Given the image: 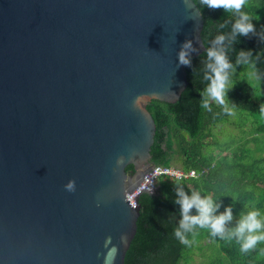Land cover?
I'll return each mask as SVG.
<instances>
[{"label": "water", "instance_id": "obj_1", "mask_svg": "<svg viewBox=\"0 0 264 264\" xmlns=\"http://www.w3.org/2000/svg\"><path fill=\"white\" fill-rule=\"evenodd\" d=\"M198 8L0 0V264H125L138 198L158 189L127 196L155 165L148 105L187 88L177 54L207 49Z\"/></svg>", "mask_w": 264, "mask_h": 264}, {"label": "trees", "instance_id": "obj_2", "mask_svg": "<svg viewBox=\"0 0 264 264\" xmlns=\"http://www.w3.org/2000/svg\"><path fill=\"white\" fill-rule=\"evenodd\" d=\"M194 1L204 16L202 38L208 48L216 36L231 31L238 17L222 9L210 10L201 6L199 0ZM243 11L249 14L256 33L238 37L239 42L233 45L234 51L229 49L228 56L235 65L240 50H251L252 62L237 66L231 74L229 87L232 89L228 92V100L235 104L233 111L256 117L262 115L260 107L264 106V95L250 77L264 81L252 73L264 72V0H249ZM221 24L226 26L221 28ZM206 59V51L191 57V67H186L189 84L178 101L153 100L148 105L156 122L152 163L195 170L197 176L183 179L161 176L155 192L140 194L138 229L125 264H193L197 252L204 250L206 245L217 249V255L203 264H264V242L242 252L235 239L221 240L211 236L208 229L197 228L195 235L188 234V245L182 244L174 234L181 218L179 205L175 203L176 187L183 188L189 195L195 191L211 196L221 205L217 214L231 206L233 221L229 228L249 210H259L264 218V119L248 130L231 124L235 126L231 129L232 138L219 140L227 133L223 123L232 115H227L215 102H211L210 111L201 107L208 83L203 80ZM241 76L245 80L234 86L236 78ZM131 170L133 165L127 166V172ZM191 214L196 215V210Z\"/></svg>", "mask_w": 264, "mask_h": 264}, {"label": "clouds", "instance_id": "obj_3", "mask_svg": "<svg viewBox=\"0 0 264 264\" xmlns=\"http://www.w3.org/2000/svg\"><path fill=\"white\" fill-rule=\"evenodd\" d=\"M186 7L197 6L193 0H184ZM201 6L210 10L222 9L225 13H234L237 19L232 23L231 31L215 37L210 47L206 49V61L204 66L203 80L207 85L202 94L201 107L211 110V102L222 106L227 115H234L235 104H230L228 92L231 74L235 72L239 65H247L252 62L251 50H240L237 54L235 65L228 56L229 49L234 51L233 45L238 43V37H249L255 35V25L251 22L249 14L243 11L248 6L249 0H199ZM198 11L200 9L198 8ZM226 25L221 24L224 28ZM227 41V46L225 43ZM196 51L191 41H186L178 52V64L191 67V53ZM231 105V107H230ZM264 113V106L260 107ZM123 158L118 160L122 163ZM68 192H74L75 181L69 180L64 186ZM175 203L179 205L180 221L174 230L175 237L182 244L190 243L188 234L195 235V229H208L213 237L221 240H236L241 246L242 252H248L256 247L258 243L264 242V218L259 210H249L242 213L234 227L228 226L233 221V211L231 206L224 208L222 213L217 214L220 204L214 201L211 196H202L199 192H192L190 195L181 187H176ZM196 210V215H192V210ZM124 239V237H122Z\"/></svg>", "mask_w": 264, "mask_h": 264}, {"label": "rangeland", "instance_id": "obj_4", "mask_svg": "<svg viewBox=\"0 0 264 264\" xmlns=\"http://www.w3.org/2000/svg\"><path fill=\"white\" fill-rule=\"evenodd\" d=\"M252 73L254 75H256L257 78H260V79L263 78L264 79V72H259V73L252 72ZM243 75L246 76L245 73ZM244 76L236 78L234 86L240 82H243L245 80ZM250 79H254L253 83L256 85L258 91L260 89L261 91H259V92L262 95H264V81L255 80L254 76H251ZM234 113L235 114L231 116L229 121L223 123L224 124L223 126H226L225 132H227V133H225V135L223 136V139H222V137H220L219 140L221 142L227 141V140L232 138L231 129H232V127L235 128V126H233V125L231 126V124H235L236 128L242 127V128H245L248 130L251 125L257 126L264 119V113H262V115H260V116H256L258 118L252 117V116H247L245 113H243L241 111L234 110ZM229 129H230V131H229ZM215 133L216 132L214 131V134ZM216 255H217V249L209 248V246L206 245L204 247V250L197 252V254L195 255V258L193 260V264H203L205 261H208L210 258L211 259L214 258Z\"/></svg>", "mask_w": 264, "mask_h": 264}, {"label": "built area", "instance_id": "obj_5", "mask_svg": "<svg viewBox=\"0 0 264 264\" xmlns=\"http://www.w3.org/2000/svg\"><path fill=\"white\" fill-rule=\"evenodd\" d=\"M161 176H168L172 179H183L185 177L197 176L195 170L186 171L181 166H166L161 164L153 165L144 175L141 184L132 192L128 193V199L135 205L134 197L139 193V190L147 185L151 188H158V181Z\"/></svg>", "mask_w": 264, "mask_h": 264}, {"label": "flooded vegetation", "instance_id": "obj_6", "mask_svg": "<svg viewBox=\"0 0 264 264\" xmlns=\"http://www.w3.org/2000/svg\"><path fill=\"white\" fill-rule=\"evenodd\" d=\"M137 173V170L133 167V170H131L130 175H135Z\"/></svg>", "mask_w": 264, "mask_h": 264}]
</instances>
